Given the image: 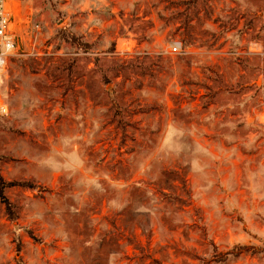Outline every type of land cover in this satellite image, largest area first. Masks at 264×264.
<instances>
[{"label": "rangeland", "instance_id": "rangeland-1", "mask_svg": "<svg viewBox=\"0 0 264 264\" xmlns=\"http://www.w3.org/2000/svg\"><path fill=\"white\" fill-rule=\"evenodd\" d=\"M19 16L0 264H264V0H26Z\"/></svg>", "mask_w": 264, "mask_h": 264}, {"label": "built area", "instance_id": "built-area-1", "mask_svg": "<svg viewBox=\"0 0 264 264\" xmlns=\"http://www.w3.org/2000/svg\"><path fill=\"white\" fill-rule=\"evenodd\" d=\"M26 0H0V72L4 71L10 60L21 50L20 25L25 21L19 16L21 3ZM181 42L172 46L173 52H179ZM0 111L6 113L7 107L0 103Z\"/></svg>", "mask_w": 264, "mask_h": 264}, {"label": "trees", "instance_id": "trees-1", "mask_svg": "<svg viewBox=\"0 0 264 264\" xmlns=\"http://www.w3.org/2000/svg\"><path fill=\"white\" fill-rule=\"evenodd\" d=\"M1 184H2V182H1ZM0 193H2V187H0Z\"/></svg>", "mask_w": 264, "mask_h": 264}]
</instances>
